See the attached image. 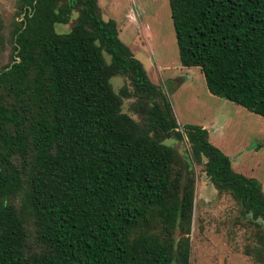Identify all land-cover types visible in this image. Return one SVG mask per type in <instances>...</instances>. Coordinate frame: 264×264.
<instances>
[{
    "label": "trees",
    "instance_id": "trees-1",
    "mask_svg": "<svg viewBox=\"0 0 264 264\" xmlns=\"http://www.w3.org/2000/svg\"><path fill=\"white\" fill-rule=\"evenodd\" d=\"M17 1L0 67V264H189L195 178L171 137L185 136L218 192L264 226L261 182L203 125L177 122L97 0ZM168 2L181 65L264 116V0ZM113 76L126 79L118 91Z\"/></svg>",
    "mask_w": 264,
    "mask_h": 264
},
{
    "label": "rangeland",
    "instance_id": "rangeland-1",
    "mask_svg": "<svg viewBox=\"0 0 264 264\" xmlns=\"http://www.w3.org/2000/svg\"><path fill=\"white\" fill-rule=\"evenodd\" d=\"M101 16L113 18L119 37L142 63L149 78L167 96L180 125H205L210 141L231 159L242 163L241 172L255 177L264 192V116L211 94L198 67H184L178 55L168 0H97ZM17 0H0V67L11 58V30L22 19ZM68 23H56L57 32H67ZM109 60V56L105 53ZM115 91L126 82L121 76L110 79ZM122 110L134 119L130 99L124 98ZM165 144L177 149L194 173V203L190 227L189 264H257L255 249L264 241L260 219L243 213L241 205L228 192H218L189 153L186 137L168 138Z\"/></svg>",
    "mask_w": 264,
    "mask_h": 264
},
{
    "label": "water",
    "instance_id": "water-1",
    "mask_svg": "<svg viewBox=\"0 0 264 264\" xmlns=\"http://www.w3.org/2000/svg\"><path fill=\"white\" fill-rule=\"evenodd\" d=\"M23 16V15H22ZM19 60V58H17V61ZM12 64V63H11Z\"/></svg>",
    "mask_w": 264,
    "mask_h": 264
},
{
    "label": "crops",
    "instance_id": "crops-1",
    "mask_svg": "<svg viewBox=\"0 0 264 264\" xmlns=\"http://www.w3.org/2000/svg\"><path fill=\"white\" fill-rule=\"evenodd\" d=\"M203 127H206L205 125H203Z\"/></svg>",
    "mask_w": 264,
    "mask_h": 264
},
{
    "label": "flooded vegetation",
    "instance_id": "flooded-vegetation-1",
    "mask_svg": "<svg viewBox=\"0 0 264 264\" xmlns=\"http://www.w3.org/2000/svg\"><path fill=\"white\" fill-rule=\"evenodd\" d=\"M23 17V16H22Z\"/></svg>",
    "mask_w": 264,
    "mask_h": 264
}]
</instances>
